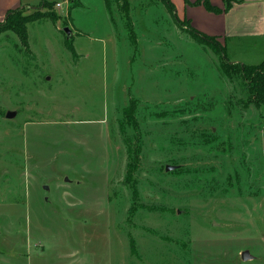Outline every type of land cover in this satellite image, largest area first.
<instances>
[{"label": "rangeland", "instance_id": "rangeland-1", "mask_svg": "<svg viewBox=\"0 0 264 264\" xmlns=\"http://www.w3.org/2000/svg\"><path fill=\"white\" fill-rule=\"evenodd\" d=\"M127 1L0 27V264H264V109L162 0ZM225 53L258 65L264 37Z\"/></svg>", "mask_w": 264, "mask_h": 264}, {"label": "crops", "instance_id": "crops-1", "mask_svg": "<svg viewBox=\"0 0 264 264\" xmlns=\"http://www.w3.org/2000/svg\"><path fill=\"white\" fill-rule=\"evenodd\" d=\"M178 18L209 37L216 38L227 48L229 40L260 39L264 37V0H209L223 10L214 13L199 0H171ZM227 2H229L228 10ZM23 0H0V22L7 13L23 7Z\"/></svg>", "mask_w": 264, "mask_h": 264}, {"label": "trees", "instance_id": "trees-1", "mask_svg": "<svg viewBox=\"0 0 264 264\" xmlns=\"http://www.w3.org/2000/svg\"><path fill=\"white\" fill-rule=\"evenodd\" d=\"M80 1V0H78ZM108 1V0H105ZM123 4V8L125 11H128L129 4L127 0H119ZM164 4L169 9L170 13L174 17V19L182 26L185 25V27L188 28V30L199 40L207 42L213 46V49L215 50V53L219 56L220 59V68L222 71V74L224 76H227L229 79L238 81L242 88L247 92V105H253L257 109H264V62L258 64V65H245L241 63H235L230 62L227 59L225 49L226 47L223 46L218 42V40L214 37L206 36L205 34H202L192 28L186 21L182 22L176 13V9L174 4L171 0H162ZM188 2L187 0H185ZM73 2V0H72ZM107 3V2H106ZM196 4H203L207 10L214 12V13H221L223 10L216 8L212 6L209 2V0H199ZM44 8H50L51 6L48 4H43ZM229 2H227V7L225 10H228L229 8ZM18 9L11 10L7 13L6 19L4 20V23L2 24L0 22V27L7 25H11L13 27V30L16 31L26 42L27 34L26 30L24 28L25 20L28 19V22H34L38 21L41 18L35 14V16L30 15L26 17H22L20 14L17 13ZM52 16V15H50ZM187 23L188 25L186 26ZM130 36L135 37V34L133 32L132 28H129ZM134 39V38H133ZM132 39V40H133Z\"/></svg>", "mask_w": 264, "mask_h": 264}, {"label": "water", "instance_id": "water-1", "mask_svg": "<svg viewBox=\"0 0 264 264\" xmlns=\"http://www.w3.org/2000/svg\"><path fill=\"white\" fill-rule=\"evenodd\" d=\"M64 32H66V34L68 35V38H71V36H72V31H71L69 28H65V29H64ZM16 115H17V113H15V112H9V113L7 114V116H6V118H7V119H13V118L16 117ZM177 169H178L177 166H167V167H166V172H172V171H175V170H177ZM242 257H243L244 260H247L248 258H250L249 255H248L247 253H244V254L242 255Z\"/></svg>", "mask_w": 264, "mask_h": 264}, {"label": "built area", "instance_id": "built-area-1", "mask_svg": "<svg viewBox=\"0 0 264 264\" xmlns=\"http://www.w3.org/2000/svg\"><path fill=\"white\" fill-rule=\"evenodd\" d=\"M57 7H58V8H61V4H58Z\"/></svg>", "mask_w": 264, "mask_h": 264}]
</instances>
